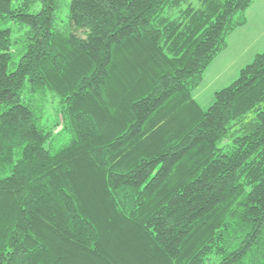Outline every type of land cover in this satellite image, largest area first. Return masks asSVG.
Returning <instances> with one entry per match:
<instances>
[{"label": "trees", "instance_id": "trees-1", "mask_svg": "<svg viewBox=\"0 0 264 264\" xmlns=\"http://www.w3.org/2000/svg\"><path fill=\"white\" fill-rule=\"evenodd\" d=\"M188 1L0 0V264H264V51L193 95L255 0Z\"/></svg>", "mask_w": 264, "mask_h": 264}, {"label": "rangeland", "instance_id": "rangeland-1", "mask_svg": "<svg viewBox=\"0 0 264 264\" xmlns=\"http://www.w3.org/2000/svg\"><path fill=\"white\" fill-rule=\"evenodd\" d=\"M23 0H13L14 6ZM193 6H199L200 0H189ZM68 14V7L62 8L64 18ZM13 21L0 19L1 27L17 30ZM264 0H255L247 11V23L236 29L229 37L228 46L219 57L207 67L203 82L193 92L194 98L204 109L208 108L215 99V92L231 84L238 76L240 68L251 62L254 55L264 51ZM45 117L50 123L55 121L59 109V99L48 93L45 99ZM61 126L58 128L60 129Z\"/></svg>", "mask_w": 264, "mask_h": 264}, {"label": "crops", "instance_id": "crops-1", "mask_svg": "<svg viewBox=\"0 0 264 264\" xmlns=\"http://www.w3.org/2000/svg\"><path fill=\"white\" fill-rule=\"evenodd\" d=\"M243 26H244V25H243ZM237 29H238V28H237ZM235 32H236V31H234L232 34H234ZM261 32H264V26L261 28ZM232 34H231V35H232ZM231 35H230V36H231ZM230 36H229V37H230ZM228 40H229V38H228ZM228 48H229V46H228L225 50H227ZM225 50H224V51H225ZM224 51H223V52H224ZM223 52H222V53H223ZM262 52H263V51H262ZM222 53H221V54H222ZM221 54H220V55H221ZM220 55H219V56H220ZM219 56H218V57H219ZM254 56H255V55H254ZM252 59H253V58H252ZM240 69H241V68H240Z\"/></svg>", "mask_w": 264, "mask_h": 264}]
</instances>
